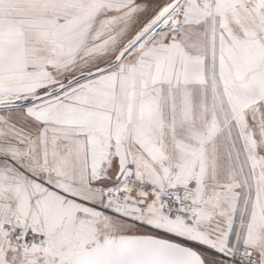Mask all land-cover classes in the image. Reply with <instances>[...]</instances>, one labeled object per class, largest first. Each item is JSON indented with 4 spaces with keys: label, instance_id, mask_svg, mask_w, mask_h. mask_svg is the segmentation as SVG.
<instances>
[{
    "label": "snow or ice",
    "instance_id": "snow-or-ice-1",
    "mask_svg": "<svg viewBox=\"0 0 264 264\" xmlns=\"http://www.w3.org/2000/svg\"><path fill=\"white\" fill-rule=\"evenodd\" d=\"M0 264H264V0H0Z\"/></svg>",
    "mask_w": 264,
    "mask_h": 264
}]
</instances>
